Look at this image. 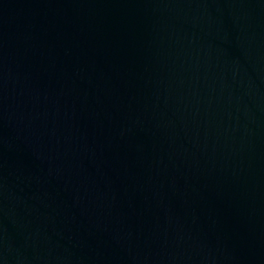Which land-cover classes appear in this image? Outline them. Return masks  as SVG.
<instances>
[{"label":"water","instance_id":"obj_1","mask_svg":"<svg viewBox=\"0 0 264 264\" xmlns=\"http://www.w3.org/2000/svg\"><path fill=\"white\" fill-rule=\"evenodd\" d=\"M0 264H264V0H0Z\"/></svg>","mask_w":264,"mask_h":264}]
</instances>
